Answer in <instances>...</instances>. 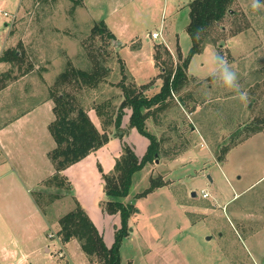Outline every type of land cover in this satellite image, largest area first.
<instances>
[{"label":"rangeland","instance_id":"obj_1","mask_svg":"<svg viewBox=\"0 0 264 264\" xmlns=\"http://www.w3.org/2000/svg\"><path fill=\"white\" fill-rule=\"evenodd\" d=\"M46 1L37 5L34 0H0V57L7 47L25 53L24 61L15 67L0 63V75L11 71L12 78L8 90L0 94V122L50 101V90L69 64L89 69L101 55L112 72L97 105H107L114 98L112 106L120 105L122 66L127 85H148V93L156 94L163 80L155 46L163 44L171 50L176 65L179 54L185 59L192 48L188 25L194 0H83L79 5L70 0ZM232 9L210 30L204 51L190 61L189 81L180 92L188 110L175 101L161 117L149 119L148 129L160 138L162 151L159 163L149 164L134 176L127 201L135 211L129 221L130 234L120 249L122 264H264V130L250 133L264 126V7L253 9L252 0H237ZM101 21L110 24L118 46L106 35L92 33ZM162 24L165 41L152 39ZM215 55L225 58L237 74L247 102L213 77ZM78 96L89 110L92 98L87 91ZM51 101L32 114L35 127L45 118L50 123L54 120ZM89 114L96 121V112ZM124 120L130 125L129 117ZM122 129H108L124 135L116 137L112 147L129 142L138 155H146L149 139L135 128L122 125ZM43 131L42 146L54 149L56 142L46 125ZM43 154L23 159L31 174L22 175L27 187L21 184L22 189L14 194L21 219L30 215L43 241L42 251L30 264H91L76 239L63 242L59 220L74 210L75 201L83 199L95 221L99 216L108 243H114L120 216L113 221L105 218L99 206L101 196L105 198L103 173H109L106 161L77 167L69 179L63 173L72 192L71 188L68 192L66 188L46 190V185L34 189L50 169L54 172L48 155ZM154 178H163L167 185L137 197ZM204 190L210 193L207 199L202 196ZM194 191L197 197L192 196ZM9 194L4 188L2 195ZM33 197L38 204L35 216Z\"/></svg>","mask_w":264,"mask_h":264},{"label":"trees","instance_id":"obj_2","mask_svg":"<svg viewBox=\"0 0 264 264\" xmlns=\"http://www.w3.org/2000/svg\"><path fill=\"white\" fill-rule=\"evenodd\" d=\"M42 1L34 0L37 5H40ZM70 1L76 5L83 3V0ZM236 2L237 0H194L190 3L188 33L192 39V48L189 55L182 59L179 54L180 58L178 57L179 61L176 65L171 51L166 46L163 44L155 46V62L163 80L162 88L156 94L148 93V85L138 87L133 81L132 85H127L128 75L125 72V66H122L120 105L117 108L112 106L115 98L107 105H97L99 92L112 72V68L102 59V55L95 58L89 69L76 68L69 64L70 66L57 78L54 88L50 90L49 100L55 103L53 107L55 118L50 123L49 130L56 142V147L49 153V158L54 164L55 174L43 182L42 185H46V190L57 188L62 191L66 188L68 192L71 188L70 182L62 175L63 172L108 144L112 138L120 136L115 132L110 133L108 129L122 132V123L127 110L131 112L129 127L137 129L150 141L147 153L142 158H139L132 145L122 143V154L117 159L114 170L108 174L103 173L105 199L101 207L107 214L119 215L121 219V226L115 232V240L111 247L107 246L103 234L79 201H75L74 210L59 220V234L63 236V240L69 242L76 239L82 251L92 262L91 264H122L120 249L122 241L130 234L129 221L135 211L134 204L127 201L134 185V176L147 168L149 164L156 162L162 151L160 139L148 129L149 119L163 114L175 101L177 106L183 105L188 110L187 101L180 92L185 89L189 81L190 61L193 56L204 51L210 30L233 11L232 8ZM259 2L264 4V0ZM92 33L95 36L106 35L113 45L116 41L115 35L105 21L97 23ZM19 51L18 48H5L0 57V63L17 66L24 61L25 56V53L20 54ZM11 79V71L0 75V91L8 87ZM70 89L73 90L70 91ZM83 91H87L92 98L89 110L85 108L86 104L78 96ZM95 100L96 103H94ZM93 110L101 121L104 118L101 129L96 126L89 114ZM263 130L264 126L260 125V127L252 128L250 133L255 134ZM123 136L120 137L123 138ZM150 183L148 189L136 196L144 197L157 188L167 185L163 178L151 179Z\"/></svg>","mask_w":264,"mask_h":264},{"label":"crops","instance_id":"obj_3","mask_svg":"<svg viewBox=\"0 0 264 264\" xmlns=\"http://www.w3.org/2000/svg\"><path fill=\"white\" fill-rule=\"evenodd\" d=\"M108 27L111 31L113 30L110 24H108ZM117 42H118V37L116 36V41L114 44L118 46L119 44ZM5 90L8 89L5 88L4 90L0 91V94H2V92H4ZM49 102L51 103L52 101L50 100L43 104H39L38 106H36V108H30L29 110L22 112L21 114L9 120L8 122H4V123L0 122V264H3L4 261L7 264H30L32 263L31 262L32 257L37 256L42 251L41 249L43 246L42 237L40 235L37 236L36 229L30 221V215H28L27 218H24V220L21 219L19 213L20 205L17 202L18 199L17 201L14 199V194L15 192L22 189L21 184L27 187L25 180L22 179V175L31 174V171H28L26 168H24L23 159L34 160V154L38 156V154L41 152H44L43 155L47 154L49 157V153L53 150V148H47L42 146L43 145L42 136L45 134L43 128L45 125L49 128L50 120H48V118H45V120L41 123V126H39L38 124L37 127H35V122L32 121V114L37 112L39 109H41L45 104ZM130 114L131 112L127 110V115L125 116V118L129 117L128 122H130ZM90 116L93 122L96 124V126L101 127V122L99 117L95 115L96 117V121H95L92 115ZM52 121L53 120H51V122ZM122 125L123 128L129 126L128 123L125 124V120L123 121ZM127 134H125L126 137ZM115 139L116 137L112 138L108 144L98 149L97 151L91 153L88 157L81 160L80 162L66 169L63 172L64 175L68 178V175L70 176V173L75 168L80 167L84 169L86 167H91V165L94 164V162H100L101 159L106 161L105 163L108 166L107 171L111 173L114 170L117 159L121 156L122 153L121 144L124 142V141L123 142L120 141V143L112 147V145L115 144L114 142ZM126 143L129 144V142ZM115 148L118 149L115 150ZM138 156L139 158L143 157L140 155ZM50 162L52 164L51 166L54 168V164L52 163L51 159ZM36 166H37V162H36ZM54 173H55V168L53 173L52 170L50 169L48 172L49 176L47 178H40L39 181L36 182L37 185L35 184L34 189H36L38 185H42L43 182H45L48 178L52 177ZM104 184L105 182L103 179L102 181L103 196L105 194ZM4 188H6L7 191L10 193L9 195L7 196L2 195V191ZM9 197H11V200L8 201L7 203H4L3 201H6V199ZM104 199L105 198L101 196L99 201L101 212L103 213V216L105 218L107 217L113 221L117 217V215L111 216L103 211L101 207V203L102 201H104ZM78 201L80 202L86 213L89 215L91 220L95 223L99 231L103 234L107 246L111 247L113 244L108 243L106 239L105 231L101 230L102 227L99 222V216L97 217L98 219H96L95 221V219L93 218L94 216L90 211V208L86 206L84 200L78 199ZM31 202L34 206L33 210L35 216V210H36L35 208L36 206H38V204L34 199V197L33 199H31ZM24 205L31 206V204H24ZM114 228H115L114 230V239H115V232L118 228L116 226ZM65 241L63 240V242ZM9 260H13V261L10 262Z\"/></svg>","mask_w":264,"mask_h":264},{"label":"clouds","instance_id":"obj_4","mask_svg":"<svg viewBox=\"0 0 264 264\" xmlns=\"http://www.w3.org/2000/svg\"><path fill=\"white\" fill-rule=\"evenodd\" d=\"M264 7L259 0H252V8L259 9ZM214 68L212 71L213 77L218 79L223 87L233 90L237 94V98L242 102H247V92L241 91V85L238 83L237 74L231 70L225 58L219 55L213 57Z\"/></svg>","mask_w":264,"mask_h":264},{"label":"built area","instance_id":"obj_5","mask_svg":"<svg viewBox=\"0 0 264 264\" xmlns=\"http://www.w3.org/2000/svg\"><path fill=\"white\" fill-rule=\"evenodd\" d=\"M3 16L4 17H10V14L7 13V12H3ZM16 17H17L16 14L15 15H12L11 16V18H12L11 19V22L12 21L14 22V20H16ZM163 32H164V25L162 24L160 30L155 31V32H153L151 34V38L152 39H159V38H161L163 41H165ZM202 196H203V198H206L207 199V198L210 197V193L207 190H204V191H202ZM60 256L63 257V253H60Z\"/></svg>","mask_w":264,"mask_h":264},{"label":"water","instance_id":"obj_6","mask_svg":"<svg viewBox=\"0 0 264 264\" xmlns=\"http://www.w3.org/2000/svg\"><path fill=\"white\" fill-rule=\"evenodd\" d=\"M156 162L159 163V160L157 159ZM192 196H193V197H197V193L194 191V192L192 193Z\"/></svg>","mask_w":264,"mask_h":264}]
</instances>
